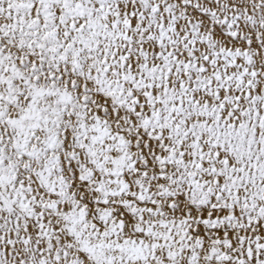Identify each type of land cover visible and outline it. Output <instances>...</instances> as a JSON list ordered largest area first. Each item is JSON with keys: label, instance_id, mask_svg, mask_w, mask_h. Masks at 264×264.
I'll return each instance as SVG.
<instances>
[{"label": "snow or ice", "instance_id": "6c2138e0", "mask_svg": "<svg viewBox=\"0 0 264 264\" xmlns=\"http://www.w3.org/2000/svg\"><path fill=\"white\" fill-rule=\"evenodd\" d=\"M0 264H264V0H0Z\"/></svg>", "mask_w": 264, "mask_h": 264}]
</instances>
